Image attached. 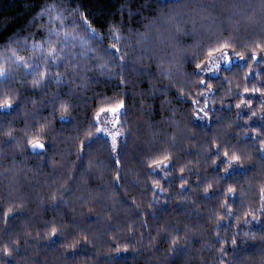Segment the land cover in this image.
Wrapping results in <instances>:
<instances>
[{"label": "trees", "instance_id": "trees-1", "mask_svg": "<svg viewBox=\"0 0 264 264\" xmlns=\"http://www.w3.org/2000/svg\"><path fill=\"white\" fill-rule=\"evenodd\" d=\"M45 3L56 5L53 15L62 13L69 31L87 35L86 15L106 39L64 62L61 85L53 73L47 86L34 87L7 65L16 78L0 83V105H13L0 111V264H264V62L249 59L252 51L264 56L256 48L264 45V0H0V54L10 44L36 55L31 39L24 50V38L46 34L47 18L42 25L36 15ZM218 40L244 59L193 75ZM113 43L122 60L105 51ZM108 61L110 71L101 72ZM120 100L117 156L92 125ZM62 102L75 107L63 113ZM33 136L47 145L43 154L29 150ZM225 150L243 154L228 175L224 165L217 170ZM158 152L170 154L166 174L148 168ZM157 179L163 192L153 191Z\"/></svg>", "mask_w": 264, "mask_h": 264}, {"label": "snow or ice", "instance_id": "snow-or-ice-1", "mask_svg": "<svg viewBox=\"0 0 264 264\" xmlns=\"http://www.w3.org/2000/svg\"><path fill=\"white\" fill-rule=\"evenodd\" d=\"M56 5L45 3L41 6L40 10L36 13L39 17V23L45 24L47 18V32L42 33L37 39L35 36L29 38H24V50H28V41L31 39V51L36 53L32 58H27L24 55H19L17 50L12 48L10 44H6L3 54H0V83L7 85L9 82L15 80V75L11 71L7 65H14L16 70L21 71L22 78L31 77L32 84L34 87H42L47 86L53 80V73L55 74V83L57 85H61L64 81V76L60 72V68L64 65L65 61H74L79 56L86 55L87 52L92 51L95 48V42H99L101 45L104 43L106 37L101 36L95 27H93L92 23L87 19L85 15L83 17V25L85 28V32L87 35H79L74 30L69 31L66 23V17L63 16L62 13L56 12L53 15L52 9L55 8ZM34 23H36L34 19ZM71 27L75 29L77 27V22L72 21ZM118 31V29H110V32ZM113 39L118 43L120 37L118 35H113ZM20 38L17 37L14 43L19 45ZM117 43L111 44L105 51L110 55L115 57L117 60H122V57L116 56V53L119 52L117 48ZM77 45H79L80 51L71 52V54L66 53V49L72 50L76 49ZM85 46H88L87 48ZM256 48H261L264 51V45L257 44ZM232 45L227 41H216L214 44L210 43V46L207 50V56L209 60L207 62H198L195 65L197 72H194L193 75L197 73L208 72L215 75L219 70L224 69L226 66H230L233 57H239L241 60L244 59V56L240 52L232 51ZM114 50V51H113ZM97 59H100L99 57ZM249 59L255 61L257 60L256 51H252ZM261 61L264 62V57H261ZM112 61H108L106 63L99 64V69L101 72L110 71L108 69V64ZM123 68V64L120 65ZM123 83V80H121ZM201 86L205 84V80L202 79L200 81ZM208 89H211V84L207 85ZM245 92H248L249 89L246 87L244 89ZM252 91H260L259 88H253ZM211 94V93H209ZM53 104V113L56 111V100L51 101ZM250 103V102H249ZM207 106V102H205V107ZM240 105L237 104V107ZM13 105L10 101H5L4 104L0 105V111L10 112ZM75 105H72L68 102H62L59 104V108L63 113H67L70 109H74ZM102 112L112 113L113 119L111 120V124L113 127H109L107 123L103 127H101V121L99 120V114L94 117V122L92 127L95 129L96 134H102L108 138H110V150L114 153H119V143L120 138L123 135L121 130L123 128V124L119 120V116L126 115L125 102L124 100H120L114 106L109 107L107 109H101ZM198 112H202L203 116H208V112L204 108L198 109ZM256 113L252 112V116H255ZM70 117L67 115H61L60 120H69ZM43 125L41 129L43 130ZM11 133H9L10 135ZM89 136L92 135L91 131L88 133ZM12 141H16V137H12ZM261 147L260 150L264 151V141H260ZM27 145L30 151L36 152L37 154H43L47 148V145L41 141L40 138L33 136L27 140ZM91 145V140L88 145H82L81 148V156L83 158V149L85 147H89ZM219 157L220 151L217 148V151L214 154ZM224 159L219 161L217 165V170H219L220 165H224L223 171L225 175H228L235 168L242 166V158L243 154L237 151H232L231 155H229V151L225 150L223 153ZM170 154L168 153H160L158 152L155 155L149 156L148 158V168L153 172L164 171L166 174V170H170L173 166L169 163ZM116 164H119V159H115ZM180 172H184V168H180ZM184 183L187 181L181 177ZM211 183L208 184V188H211ZM183 190V184L181 185ZM164 189L160 187L159 179L153 181V191L154 192H163ZM228 193H233L235 189L231 186L227 189ZM207 193V189H205ZM261 200L264 201V186L261 187ZM12 212V207H9L7 210L8 213ZM260 215L264 216V203H262L261 208L259 209ZM226 213L229 216H232L231 207L226 206ZM251 216L252 220H257L258 217L254 212H246L245 217ZM251 221L245 219L244 223L248 224ZM57 229L56 227L51 228V232L55 235ZM245 236H249V232L244 233ZM239 240V232L237 235L231 238V243L236 245ZM4 254L6 256L10 255L11 249L7 244L4 245ZM222 251H225L222 249Z\"/></svg>", "mask_w": 264, "mask_h": 264}, {"label": "rangeland", "instance_id": "rangeland-1", "mask_svg": "<svg viewBox=\"0 0 264 264\" xmlns=\"http://www.w3.org/2000/svg\"><path fill=\"white\" fill-rule=\"evenodd\" d=\"M257 60H261L260 55L257 56ZM257 60H255V61H257ZM234 63H240V60L233 58L231 64H234ZM226 67H228V66H226ZM203 73L213 75V74L208 73V72H203ZM203 73H201V74H203ZM200 108H204V107L203 106L198 107V109H200ZM199 114L201 115L202 112H199ZM196 118L199 119L197 114H196ZM112 119H113V114L110 112L107 114L105 112L99 114V120L101 121V125H100L101 127H103L105 125V123H107L109 127H113V125L110 123ZM98 136L107 139L110 143V138H108L102 134H98ZM263 203H264V201H263Z\"/></svg>", "mask_w": 264, "mask_h": 264}]
</instances>
